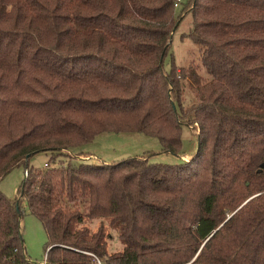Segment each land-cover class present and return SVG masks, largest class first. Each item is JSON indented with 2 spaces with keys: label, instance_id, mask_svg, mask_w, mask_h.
Instances as JSON below:
<instances>
[{
  "label": "trees",
  "instance_id": "16d2710c",
  "mask_svg": "<svg viewBox=\"0 0 264 264\" xmlns=\"http://www.w3.org/2000/svg\"><path fill=\"white\" fill-rule=\"evenodd\" d=\"M174 2L0 0V182L27 171L18 199L0 188V264H38L22 198L48 264H264V0ZM185 13L199 56L181 66L168 55ZM182 125L198 145L175 164L73 152L142 132L177 153ZM37 151L49 160L29 166Z\"/></svg>",
  "mask_w": 264,
  "mask_h": 264
},
{
  "label": "rangeland",
  "instance_id": "374dc122",
  "mask_svg": "<svg viewBox=\"0 0 264 264\" xmlns=\"http://www.w3.org/2000/svg\"><path fill=\"white\" fill-rule=\"evenodd\" d=\"M179 11V8H177ZM191 26V15L185 13L180 19L179 24L174 29L169 58L173 55L176 63L181 66H187L190 63H197L199 56L198 44L189 38H182L181 34L186 33ZM165 59V64L169 62ZM168 68L167 64L165 65ZM186 83V80H185ZM193 91V90H192ZM191 89L186 88L184 97L185 102H191L193 93ZM190 98V100H189ZM193 101V100H192ZM197 135L188 125H182L181 147L177 153L165 152L161 150V144L157 137L147 135L142 132H102L94 137L91 142L85 143L73 149L74 153H87L89 161L96 163H110L120 161L129 157L147 154L149 162L175 164L191 157L197 150ZM49 151H37L31 153L28 158V165L41 167L49 160ZM24 179V167L18 166L6 174L0 182L1 190L11 199H18V189ZM19 208L21 212V233L25 251L29 259L33 262H42L45 260L44 247L47 242L45 231L41 222L31 213H29L25 199H19ZM85 224L95 230L100 224L101 219L93 221H84ZM107 232L112 237L107 239L109 251L121 250L122 244L118 240L116 232L110 228L107 219H103Z\"/></svg>",
  "mask_w": 264,
  "mask_h": 264
},
{
  "label": "built area",
  "instance_id": "2783aa9c",
  "mask_svg": "<svg viewBox=\"0 0 264 264\" xmlns=\"http://www.w3.org/2000/svg\"><path fill=\"white\" fill-rule=\"evenodd\" d=\"M179 2H180V0H175L174 6H178ZM44 164L46 165V162ZM26 175H27V171H24V176H26ZM40 264H48V263L44 260V261L40 262Z\"/></svg>",
  "mask_w": 264,
  "mask_h": 264
},
{
  "label": "crops",
  "instance_id": "0c3cea01",
  "mask_svg": "<svg viewBox=\"0 0 264 264\" xmlns=\"http://www.w3.org/2000/svg\"><path fill=\"white\" fill-rule=\"evenodd\" d=\"M38 264H40V262H37Z\"/></svg>",
  "mask_w": 264,
  "mask_h": 264
}]
</instances>
